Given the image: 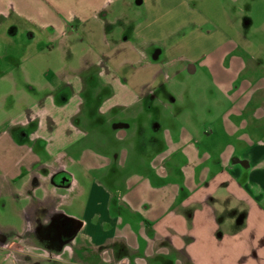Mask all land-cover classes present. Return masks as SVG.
Instances as JSON below:
<instances>
[{"label":"crops","instance_id":"crops-1","mask_svg":"<svg viewBox=\"0 0 264 264\" xmlns=\"http://www.w3.org/2000/svg\"><path fill=\"white\" fill-rule=\"evenodd\" d=\"M182 8V0H0V62L74 37L87 51L79 67L61 64L49 81H4L8 92L23 93L24 110L0 123V264H264V82L238 96L221 86L229 104L201 115L194 103L158 102L151 89L160 77L193 75L208 55L236 59L234 39L219 27L221 39L205 54L199 43L171 56L186 42L178 41L184 28L205 43L213 34L195 19L181 22ZM30 86L45 96L27 103L22 87ZM256 89L250 114L239 99ZM84 92L100 100L98 114L117 110L106 122L112 139L131 137L124 148L76 147L95 121ZM158 108L151 122L159 133L147 151L140 132L134 138L115 118L133 111L149 122ZM206 113L214 129L201 124Z\"/></svg>","mask_w":264,"mask_h":264},{"label":"rangeland","instance_id":"rangeland-1","mask_svg":"<svg viewBox=\"0 0 264 264\" xmlns=\"http://www.w3.org/2000/svg\"><path fill=\"white\" fill-rule=\"evenodd\" d=\"M182 15L181 22L189 21L195 19L199 29L202 30L203 34L213 33L212 37L205 43L204 38H200V34H195L194 29L186 27L183 29L181 36L186 33L181 39L184 40V44L178 50L173 52L174 55H182L190 52V48L193 50L194 44L202 43V50L198 54H205L208 48L214 46L218 40H220V35L215 33V28L221 30L224 33H229L232 39H234L233 54L236 58L235 60L223 61L213 55L204 56L200 61H198V67H194L196 73L190 75L188 71H183L175 77L169 78L166 81L162 77L158 80V85H154L151 89L155 92V98L160 103H166L169 105V98H173L175 103L180 107L193 106L195 110H199L200 115L204 109H213L215 112L216 107L220 108L226 107L229 103L227 100L230 96L225 95L221 97V86L226 90L232 88V92H235L234 96H238L239 92L245 88V90L250 91L247 85H250L252 90H255L252 86L255 82H264V0H182ZM162 10L160 5V10L154 12V18L157 20H162ZM173 22L172 18H164L163 23L168 24V22ZM170 27H174L177 24H169ZM221 28V29H220ZM159 32V31H158ZM71 40V39H69ZM81 40V38H80ZM79 37L68 41L64 40V43L59 41L53 44H42L37 48V53H35L34 48L30 53H27L28 58L24 59L23 50L20 51V55L15 56V59L10 61L0 62V75L6 74L3 81H0V123L15 120L19 116V113L24 110L22 106L18 105L22 92L13 93L7 83L4 81L14 80L21 84L23 80L28 79V81H39L42 82L49 81L55 70L59 69L61 64L67 65L66 69L70 70L72 67H79L83 63L85 45L80 41ZM249 41V44L247 43ZM174 42H172L173 44ZM219 43V42H218ZM212 45V46H211ZM241 49H240V48ZM207 49V50H206ZM84 52V53H83ZM7 53L9 51L7 50ZM9 53L8 55H10ZM11 57V56H10ZM7 55L4 57L7 60L10 58ZM14 57V56H12ZM213 57V58H211ZM23 58V59H22ZM166 58L163 53L159 58L158 62L154 66L161 64ZM239 58L240 60H238ZM243 59V60H242ZM242 65V69H240ZM63 69V68H62ZM235 69L236 72H232ZM125 69L122 71L124 72ZM50 75L46 77L47 73ZM30 79V80H29ZM163 86V90H160V86ZM260 85V82L257 86ZM41 86V85H39ZM39 86H31L25 90L28 98L27 103H32L38 99L45 96V92L39 91ZM218 88V89H217ZM9 94H8V93ZM219 92V93H218ZM230 95L233 97L231 91ZM258 90L256 89V95L250 98V94H244L241 99H239V104L242 102H248V107L250 108V114L255 111L259 106L258 101ZM107 94L101 93L98 96L102 97L103 101L106 99ZM153 96V94H151ZM253 96V93H252ZM260 98L264 100V90L259 94ZM82 98L85 103H89L92 107L91 113L89 114L95 121L92 122V133L84 140L78 141L76 147L83 146L95 151L96 153L111 152L112 150H118L124 148L127 143H130V136L125 142H117L115 139L111 138V124L106 122L108 116H114L117 113L112 111L110 114H98V101L89 92H84ZM192 102V103H189ZM264 102V101H263ZM24 106V103L22 104ZM160 107L159 105H157ZM204 108V109H203ZM159 109H154L151 112L149 122L143 118V115L137 118L138 112L128 111L121 115H117L116 120L121 122L123 125H127L128 132L132 134L135 138V132L138 130L141 135L140 143L142 144V149L150 148V140L154 135H158V131L155 130V126L152 124L151 119H157L159 116ZM89 112V110H88ZM119 113V112H118ZM153 113V118H152ZM88 114V113H87ZM164 114L166 111L164 109ZM213 115L203 114L201 124L204 123L206 129L213 128L212 117ZM165 117V116H164ZM164 120V119H163ZM207 120V121H206ZM166 121V120H165ZM105 123V124H104ZM117 127H120L119 125ZM249 134L259 138L261 136V131L256 126V129L250 124ZM202 129V125L200 126ZM120 132L121 130L115 129L114 132ZM123 132V131H122ZM213 132L216 133L215 130ZM122 134V133H119ZM149 138H151L149 140ZM148 139V140H147ZM149 146V147H148ZM145 150V151H146ZM146 156H143L145 158ZM5 218V212L0 207V223H3Z\"/></svg>","mask_w":264,"mask_h":264}]
</instances>
